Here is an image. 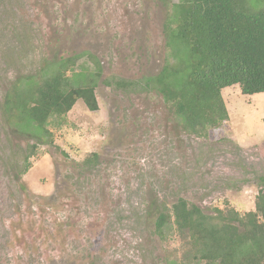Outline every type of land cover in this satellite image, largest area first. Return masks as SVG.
Returning a JSON list of instances; mask_svg holds the SVG:
<instances>
[{
    "label": "rangeland",
    "instance_id": "obj_1",
    "mask_svg": "<svg viewBox=\"0 0 264 264\" xmlns=\"http://www.w3.org/2000/svg\"><path fill=\"white\" fill-rule=\"evenodd\" d=\"M168 15L158 0H0V103L14 78L53 58L83 54L67 74L74 79L95 72L85 54L101 66L98 110L78 100L20 177L12 168L37 141L7 129L0 109V264H179L175 232H154V204L254 210L264 190V93L223 89L228 121L198 138L156 91L106 84L140 83L172 62ZM91 153L97 167L81 170Z\"/></svg>",
    "mask_w": 264,
    "mask_h": 264
},
{
    "label": "trees",
    "instance_id": "obj_2",
    "mask_svg": "<svg viewBox=\"0 0 264 264\" xmlns=\"http://www.w3.org/2000/svg\"><path fill=\"white\" fill-rule=\"evenodd\" d=\"M169 6L163 25L171 61L154 77L140 83L112 80L116 89L143 86L168 106L178 126L198 138L221 128L229 119L221 91L238 86L240 93H264V4L259 0H158ZM95 72L68 77L83 54L53 58L34 75L14 78L6 87L0 109L6 128L37 142L13 166L18 177L31 167L29 158L40 143H53L49 125L59 127L78 100L89 112L98 110L96 79L99 61L85 54ZM98 156L80 164L91 171ZM264 186V178L260 179ZM264 188V187H262ZM154 232L163 239L173 230L181 246L179 264H264V190L254 199V210L243 214L232 208L203 212L183 198L170 206L154 204Z\"/></svg>",
    "mask_w": 264,
    "mask_h": 264
}]
</instances>
